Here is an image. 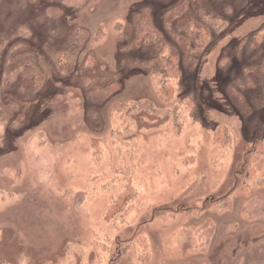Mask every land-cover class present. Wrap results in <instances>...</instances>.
<instances>
[{
  "label": "rangeland",
  "instance_id": "374dc122",
  "mask_svg": "<svg viewBox=\"0 0 264 264\" xmlns=\"http://www.w3.org/2000/svg\"><path fill=\"white\" fill-rule=\"evenodd\" d=\"M177 2L0 0L13 66L46 73L23 96L0 63L16 99L0 128V264H264V220L245 212L264 206V0L214 8L228 28L163 102L147 50L129 46L139 12L157 28Z\"/></svg>",
  "mask_w": 264,
  "mask_h": 264
},
{
  "label": "trees",
  "instance_id": "16d2710c",
  "mask_svg": "<svg viewBox=\"0 0 264 264\" xmlns=\"http://www.w3.org/2000/svg\"><path fill=\"white\" fill-rule=\"evenodd\" d=\"M224 1L230 3L231 0H178L177 3L165 11L162 26L157 28L152 26L148 10H143L136 15L135 30L137 37L129 47L134 48L141 45L143 49L147 50L148 60L144 63V67L149 77L158 79L156 93L161 101L170 102L173 99L174 88L171 83L180 77V67L189 63L190 56L193 53H203L212 41L213 35H220L228 28V20L226 21L223 16H219L221 13L217 10L214 11L217 5L222 3L224 5ZM21 32L22 30H20ZM75 37L76 39L72 42V45L64 52L65 58L63 59L65 61L67 59L71 61L74 58L86 40L87 34L85 31L79 30ZM246 39V37L243 38L239 43H244ZM263 42L264 27H261L253 34L252 47L257 48ZM14 49H16V46L8 45L4 39L0 38V63L5 61L3 72H19L22 79L19 85L21 95L36 94L45 84L46 73L38 66L22 65L19 68L18 64L13 66L15 57L12 54ZM19 52L20 50H18ZM260 68L259 73H262L263 76L264 60ZM253 69L248 68L247 71L251 73ZM7 80L0 81V128L5 126L7 122L6 117L9 106L16 101L11 92V84H7ZM109 86L110 90L104 94V98H110L118 91L116 83ZM262 94L264 95V88ZM6 99L10 100L9 105L6 103ZM222 131L226 135V131ZM218 133L217 131V136H219ZM262 154H264V150L255 152L256 157H260ZM123 195L128 196L127 194ZM125 196L119 198V200H123V206ZM254 207L257 211L256 216L255 213L251 214L245 210L248 217L264 220L262 202L257 200Z\"/></svg>",
  "mask_w": 264,
  "mask_h": 264
}]
</instances>
